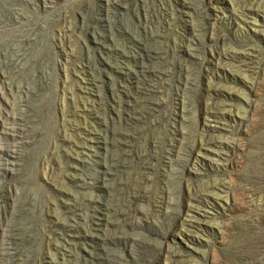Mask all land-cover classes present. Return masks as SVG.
I'll return each instance as SVG.
<instances>
[{"label":"rangeland","instance_id":"1","mask_svg":"<svg viewBox=\"0 0 264 264\" xmlns=\"http://www.w3.org/2000/svg\"><path fill=\"white\" fill-rule=\"evenodd\" d=\"M4 145L0 264H264V0H0Z\"/></svg>","mask_w":264,"mask_h":264},{"label":"bare ground","instance_id":"2","mask_svg":"<svg viewBox=\"0 0 264 264\" xmlns=\"http://www.w3.org/2000/svg\"><path fill=\"white\" fill-rule=\"evenodd\" d=\"M0 150H2V151H0V159H1V157H3V156H5L7 153H9V149H8V145H4L3 147H0ZM0 165H2V162L0 163Z\"/></svg>","mask_w":264,"mask_h":264}]
</instances>
